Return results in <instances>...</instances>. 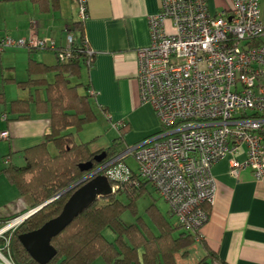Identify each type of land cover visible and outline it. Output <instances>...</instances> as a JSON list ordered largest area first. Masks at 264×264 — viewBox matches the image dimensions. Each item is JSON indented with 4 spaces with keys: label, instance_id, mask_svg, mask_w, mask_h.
I'll return each mask as SVG.
<instances>
[{
    "label": "built area",
    "instance_id": "2783aa9c",
    "mask_svg": "<svg viewBox=\"0 0 264 264\" xmlns=\"http://www.w3.org/2000/svg\"><path fill=\"white\" fill-rule=\"evenodd\" d=\"M78 1L86 19L87 0ZM230 1L229 8L211 12L207 0H160L149 16L150 43L138 50L137 72L141 101L152 105L159 127L93 170L108 177L113 192L148 181L177 222L197 236L209 217L202 204L212 201L215 161L228 157L234 176L245 167L256 179L264 175V20L260 0ZM72 41L69 34L62 61ZM9 46L54 48L56 41L35 31L0 37V52ZM0 136L8 137V130ZM21 216L1 226L0 237ZM3 248L0 261L14 264Z\"/></svg>",
    "mask_w": 264,
    "mask_h": 264
},
{
    "label": "crops",
    "instance_id": "0c3cea01",
    "mask_svg": "<svg viewBox=\"0 0 264 264\" xmlns=\"http://www.w3.org/2000/svg\"><path fill=\"white\" fill-rule=\"evenodd\" d=\"M87 4L85 31L96 56L86 80L106 117L129 126L124 142L135 144L159 127L152 105L141 101L137 72L138 50L150 43L149 16L158 11L160 0H87ZM207 4L215 12L229 8L231 1L207 0ZM43 6L45 10L33 0H0V35L27 37L35 31L39 37L51 36L58 45H65L73 22L80 16L72 24L63 22L62 0H49ZM260 12L264 20V0H260ZM44 50L51 49L29 50L25 54L24 49L12 46L0 52V93L6 96L5 102L0 101V131L9 132L8 137L0 136V219L32 209L30 199L20 193L3 170L12 163L25 164L26 149L42 143L49 130V110L37 111L34 102L30 104L28 117H19V112L12 110L14 99H26L30 94L14 80L27 78L29 58L55 63L54 51L55 60L48 62ZM35 51L38 54H33ZM92 148L102 147L92 145ZM244 156L242 146L236 157ZM229 167L228 157L212 165L215 190L209 203V217L193 244H200V249L196 248L202 257L206 243L216 256L213 264H264V175L256 179L252 170L245 167L234 176ZM163 214L173 220L168 208ZM190 247L186 257H177L179 263L190 255ZM0 264L7 263L0 261ZM91 264L107 263L98 257Z\"/></svg>",
    "mask_w": 264,
    "mask_h": 264
},
{
    "label": "trees",
    "instance_id": "16d2710c",
    "mask_svg": "<svg viewBox=\"0 0 264 264\" xmlns=\"http://www.w3.org/2000/svg\"><path fill=\"white\" fill-rule=\"evenodd\" d=\"M33 1L43 10L44 3L49 2ZM70 30L68 35L73 36V41L71 55L67 60L62 61L59 57V51L66 47L67 41L65 45H58L56 42L54 48L28 46L30 51L53 50L56 61L49 64L30 57L27 78L14 79L19 87L30 91L28 98L12 101V110L19 112V117H28L31 102L35 103L39 112L50 111L51 123L45 133V140L26 149L25 164L12 163L3 170L20 193L30 199L31 208L57 195L106 159L120 153L118 144L124 143L125 134L129 129L125 123L118 127L120 135L107 148L94 150L92 140L75 141L74 132L69 128L80 130L86 123L97 118L91 102L95 91L86 80L89 69L94 64L96 51H88V45L91 48L92 46L86 35L84 18L75 20ZM2 36L4 35H0ZM83 68L87 72L85 79H82ZM81 87L84 92L80 90ZM5 100V93L1 92L0 101ZM50 143L55 146V152L50 150ZM103 150L107 152L106 157L97 161L95 155ZM88 160H93V168L82 170L80 163ZM74 189L55 197L27 216L15 229L6 231L5 235L0 237L4 253L10 254L16 264H42L31 255L19 235L40 227L48 219L59 214ZM147 189L148 181L144 180L140 187H125L97 198L52 238L51 242L57 253L45 264H91L98 257H102L107 264H180L177 257L188 255L189 247L199 238V234L197 236V233L184 228L176 219L173 221L166 218L155 201L146 208L147 221L138 213L137 207L138 198ZM122 191L128 193V202L118 198L117 194ZM202 206L209 211V202H204ZM126 208H130L136 215L135 221L126 222L122 218ZM20 214L0 219V227ZM168 215L174 217L169 207ZM106 227H111L116 232L114 240L105 236L103 230ZM203 246L206 249L205 255L193 264H213L216 257L214 252L206 243H203Z\"/></svg>",
    "mask_w": 264,
    "mask_h": 264
},
{
    "label": "rangeland",
    "instance_id": "374dc122",
    "mask_svg": "<svg viewBox=\"0 0 264 264\" xmlns=\"http://www.w3.org/2000/svg\"><path fill=\"white\" fill-rule=\"evenodd\" d=\"M63 7L60 10V13L64 15V18H62L63 22H67L69 24H72V22L79 17V5L76 2V0H62ZM63 12V13H62ZM63 32H66L64 29ZM21 37V36H20ZM19 38V37H15ZM50 38L54 39V37ZM55 40V39H54ZM12 47V46H9ZM15 47H20L24 49V53L28 54L29 53V47L28 46H15ZM8 48V47H7ZM3 51V50H2ZM1 51V52H2ZM46 55L44 58L48 62H53L55 60L54 53L52 50L46 51L44 50ZM33 54H38V52H33ZM23 68V67H22ZM21 70V64L18 65V73H20ZM26 72V70H25ZM25 72H22V76H25ZM87 76L86 69L83 68V78L85 79ZM26 78V77H24ZM82 92H84V88L81 87L80 89ZM93 109L96 113L97 118L91 122H88L84 125V127L80 130H76L73 127L69 128V130H72L74 132V139L77 142H82V141H89L92 140V145L94 148L102 147V148H107L109 147L115 140L120 135L119 129L113 125V122H111L106 115L104 114L105 112L102 111L101 107L97 103L96 99H94V96L91 100ZM120 150L118 152H121L125 149L128 148V146H132V144L126 143V142H121L118 144ZM50 150L52 152L56 151V148L53 144H50L49 146ZM128 162L133 166L137 167L138 163L133 157L128 158ZM149 183V182H148ZM118 198L128 202L129 200V195L126 191L119 192L117 194ZM155 201L156 205L159 207V209L165 213L168 208L167 202L159 196L158 192L153 188V185L149 183L147 191L142 194L137 201V207H138V213L143 215L147 221H148V214L146 213V208L147 206L152 202ZM24 214V213H22ZM20 214V215H22ZM19 216V215H18ZM16 217V216H15ZM122 218L126 222H133L136 220V215L132 212L130 208H126L125 211L122 214ZM173 220H175L174 217H172ZM13 219V218H12ZM105 236L109 240H114L116 237V232L111 228V227H106L103 230ZM198 247L200 249V244L195 243L190 247V255L181 260L180 263L182 264H192L196 260H198L201 256L197 253ZM4 252V251H3ZM6 255L9 256L8 253ZM101 261H103L102 257H99ZM13 263L14 260L12 259Z\"/></svg>",
    "mask_w": 264,
    "mask_h": 264
},
{
    "label": "water",
    "instance_id": "95a60500",
    "mask_svg": "<svg viewBox=\"0 0 264 264\" xmlns=\"http://www.w3.org/2000/svg\"><path fill=\"white\" fill-rule=\"evenodd\" d=\"M106 155V150H103L97 153L94 158L97 161H102ZM93 166V160L83 161L80 163L82 170H90ZM93 170L81 179L77 180L74 184L59 192L57 195L22 214L21 218L25 219L27 216L42 208L55 197L72 188H75L59 214L48 219L40 227L23 232L19 235L22 243L31 255L40 263L45 264L56 255L57 249L51 242L55 235L60 233L79 213H81L97 198L113 192L112 185L108 177L103 173L93 175Z\"/></svg>",
    "mask_w": 264,
    "mask_h": 264
}]
</instances>
